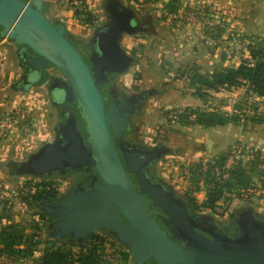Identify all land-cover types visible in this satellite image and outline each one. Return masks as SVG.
Listing matches in <instances>:
<instances>
[{
	"label": "water",
	"instance_id": "obj_1",
	"mask_svg": "<svg viewBox=\"0 0 264 264\" xmlns=\"http://www.w3.org/2000/svg\"><path fill=\"white\" fill-rule=\"evenodd\" d=\"M45 1L0 0V39L13 47L20 71L12 87L26 93L43 79L52 81L46 98L74 105L82 130L72 115L63 132L57 129L51 140L11 165L10 174L42 178L95 172L86 186L76 183L57 200L34 204L52 219L49 237L79 245L106 231L127 248L132 264H264V220L253 208L236 213L239 235L229 237L211 215L190 214L171 185L149 176L150 166L172 154L169 148L123 141L155 90L119 97L111 94L112 85L106 105L101 86L109 85V75H122L135 64L121 46L123 36L147 33L151 27L142 25L121 0H103L106 21L94 29L89 40L93 49L85 61L65 26L43 14ZM156 209L169 233L154 217Z\"/></svg>",
	"mask_w": 264,
	"mask_h": 264
},
{
	"label": "rangeland",
	"instance_id": "obj_2",
	"mask_svg": "<svg viewBox=\"0 0 264 264\" xmlns=\"http://www.w3.org/2000/svg\"><path fill=\"white\" fill-rule=\"evenodd\" d=\"M48 1L60 2L59 0ZM86 1L89 2L90 0ZM124 1L128 3L127 0ZM94 2V15L92 16L95 19L94 26L86 22L87 12H80L71 7L64 8V5L59 4L61 10L64 9V12L66 11L68 14L67 18L62 19V23L65 27H68L70 34H74L78 38L79 41L73 42L72 45L81 56L87 53L83 46L89 43L94 29L106 21L102 10L103 0H94ZM154 6L144 4L142 7L134 8L140 18L148 17L147 24L151 27L150 32H140L132 36L124 35L121 40L122 48L129 56L134 58L135 64L129 67L124 74L117 76L115 81L118 91L124 95H130L143 90H155V93L146 100L140 113L132 119L133 132L129 134L128 138L136 142L140 141L145 147L162 145L172 151V154L166 155L157 161L156 167H159L160 177L163 181L171 185L179 196L189 187L190 178L194 176L191 173L198 169L197 163L200 159L207 158L213 165L218 163L223 156L226 162L230 151L234 148L242 153H249V159L242 160L231 168L238 169L237 176L241 183L240 187L233 192L235 195H232V197H236V194L240 193L242 199L233 198L232 202L228 205L224 203L222 207L217 209L215 214L211 215L215 220L226 225L231 215L232 220L234 219L237 210L250 207L254 209L257 218L264 219V174L261 172L264 165L260 166L257 163V161L264 163V124H255L249 119L254 117V112L263 113L264 104H259V101L254 104L255 101H244V99L237 101L234 108H237L238 113L244 115L240 116V119L244 120L243 123L241 120L242 132L235 125L229 131L210 132L204 137L198 129V125L183 126L177 123L178 113L181 112L182 114L184 108H201L212 111L225 104H220L218 102L220 99H215L206 93L208 96H205L203 100L206 103L201 105V99L199 100L195 85L191 84L190 78L194 76V69L196 65L198 66L197 60L200 58V53L196 49L199 48L198 42L190 36L194 35L196 37L199 32V40L202 41L200 39L201 28L198 23L192 25L189 20L188 22L185 20L189 17L191 9L187 13H182L184 18L179 23L175 22L172 17L168 20L161 19L163 11L160 9V12H155L156 8ZM192 7L195 8L194 5L190 6V8ZM44 15L52 23H55L51 20V17ZM164 24H168L169 27L167 28ZM176 27L181 30V33L172 32ZM19 76L20 71L13 83L17 81ZM7 91L17 93L20 97L23 96V92L16 91L15 87H8ZM31 93L32 95H38L41 99L39 103H31L32 107L29 108L26 105L30 106V104H25V102H31L30 99L22 97V124L24 125L22 132L26 128L27 134L22 133L19 135H22V138L26 140V138L37 133L38 128L45 127L51 137L53 133L52 124L56 116L51 119V105L46 99L45 101L42 99L38 91L32 90ZM221 99H224V97H221ZM199 105L200 107H197ZM11 111L8 113H11ZM1 117H4V115L1 116L0 114ZM7 138H0V143ZM205 138L210 141L209 149L206 147ZM31 153L23 156L22 160H25ZM18 161L20 160L0 158V228L15 225L25 229V233L29 234L32 231L34 232L33 221L39 223L41 221L38 219V209L34 207L33 202L26 203L27 201H24L23 203V199L30 196L32 192L27 193L26 186L32 187L33 190L36 185L44 182L57 187L59 193L65 194L75 184V179L74 176L62 177L58 175L44 179L30 176H13L10 174V166ZM225 162L223 166H225ZM218 168L213 172L215 176L219 172ZM207 187L208 185L205 183L201 184L200 192L195 194L198 201L205 198ZM9 262L7 259L2 264H10ZM112 264L123 263L114 262ZM124 264L132 263L128 261Z\"/></svg>",
	"mask_w": 264,
	"mask_h": 264
},
{
	"label": "trees",
	"instance_id": "obj_3",
	"mask_svg": "<svg viewBox=\"0 0 264 264\" xmlns=\"http://www.w3.org/2000/svg\"><path fill=\"white\" fill-rule=\"evenodd\" d=\"M127 1L133 2L135 5H144L154 3L157 0ZM179 7V2L176 0L168 2L161 19L168 20L171 19L170 17L174 19ZM46 9L47 4L43 8V13ZM203 10L206 11V9ZM92 16L91 13H88L85 20L89 24L95 25V19ZM225 30L224 24L222 27L216 28L213 33L205 31L204 34L213 41H219ZM68 38L71 44L78 41L69 33ZM248 49L250 59L241 61L237 67H221L215 69L211 74H202L196 65L194 76L190 78V81L192 85H195L199 99L203 101L205 96H208L206 94L208 91H218L219 89H230L240 86H246V95L248 97L264 99V40L250 41ZM106 89V86L101 87L103 95H105ZM110 101L111 99L106 105H109ZM236 111H238L237 108ZM178 114L177 123L183 126L196 124L203 128H211L227 124L238 125L241 123V120L242 123L244 122L243 119H240V116L244 115L240 113L224 115L217 111H206L201 108H184L182 114L181 112ZM249 119L255 124H264V112H254V117ZM132 132L133 127L130 133ZM139 144L143 146L140 141ZM224 162L225 157L223 156L216 164L212 165L210 161L206 169L203 168L200 160L197 163L198 169L191 173L194 176L190 178L191 183L189 187L180 195L190 214L213 215L224 203L228 205L232 202L233 198L237 200L242 199L240 193L236 194V197H232V195H235L233 192L241 185L237 176L238 169L225 171ZM156 163L149 167V176L155 180L162 179ZM257 163L260 166L264 165L261 161H257ZM217 168L219 172L215 176L213 172ZM261 172L264 174V169ZM225 174L228 175L226 179L223 178ZM204 183L208 185L206 196L202 201H198L195 194L200 192V186ZM26 189L28 190L27 193L32 192L30 196L23 199V203L24 201H27L26 203L33 202V204L53 202L57 198L62 197L57 187L44 182L36 185L33 190L30 186H26ZM37 215L41 224L33 221L34 232L32 231L29 234L25 233V229L15 225H7L4 228H0V257L5 256L10 261V264L18 262L22 264H112L114 262L124 264L130 261L127 248L106 231L91 234L85 238L82 244L78 245L73 240L50 238L47 229L50 217L39 210ZM230 220H232V215L230 216ZM219 224L223 225L222 222H219ZM147 264L153 263L149 262Z\"/></svg>",
	"mask_w": 264,
	"mask_h": 264
},
{
	"label": "crops",
	"instance_id": "obj_4",
	"mask_svg": "<svg viewBox=\"0 0 264 264\" xmlns=\"http://www.w3.org/2000/svg\"><path fill=\"white\" fill-rule=\"evenodd\" d=\"M47 1L48 0H46L44 3L45 5L47 4V9L45 10V14L51 17L52 18L51 20L62 23V19L67 18L68 16L67 12L66 11L64 12V9L61 10L58 2H50V1L47 2ZM121 1L125 6L130 7L133 10H135L134 9L135 7L144 6V5H135L133 2L126 3L124 0ZM170 1L172 0H157L156 3H150V4L153 6L155 5L154 6V8H156L155 12H160V9L164 12L167 3ZM176 1L179 2L180 5L178 9V12L180 13H184V12L187 13L188 10L191 9L190 6L194 5L195 7L203 8L206 9L207 11L216 13L220 15V17H222L224 20L226 30L225 33L222 35V42L217 46L209 47L207 45H204L202 41L199 40V32L197 33L196 37L194 35L190 36L193 40L198 42L197 44L199 45V48L196 49H198L200 53V58L197 61L200 72L203 74H211L217 68L237 67L240 64L241 58H236L235 60L228 63L224 62L223 48L221 47L222 44L225 43L224 39L228 34L231 33L236 34L245 41H249V42L250 41L252 42L254 40H264V0H176ZM94 3H95L94 0H90L88 2L90 9L89 13H91L92 15H94L93 14ZM164 25L167 28L169 27L168 24H164ZM65 28L66 31L68 32L69 31L68 27ZM184 29L186 30L187 27ZM179 30L180 29L176 27L173 29L172 32L173 33L176 32V34H178L179 32L181 33V30L180 31ZM71 36L76 38L74 34H71ZM18 75H19V69L17 67L16 59L14 57L13 47L5 39H0V114L1 116L5 115L9 111L17 107V104L22 102L23 96L30 99L32 103H39V100L41 99L38 95H32L31 91L36 89H31V91H27L26 93H23V96L21 97L18 96L19 94L17 93L7 91L8 87L10 88L12 87V83L14 82L15 78L18 77ZM36 91L40 93L39 95L42 96V99L44 101L45 99L47 101V98L45 96L46 93L41 92L40 90H36ZM208 94L211 95V97H214L215 99H220L218 100L220 104L221 103L225 104L224 106L219 107L221 108L220 111L219 108L212 110V111L224 113V115H231L234 113L238 114V111H236V108L234 107L237 101L241 99H244V101L245 100H251L255 102L259 101L258 102L259 104L261 105L264 104L263 98L253 99L251 97H248L246 95V86H240L230 89H219L218 91H208ZM221 97H224V99H221ZM200 102L201 105L206 103V101H201V100ZM197 107H200V105ZM49 114L47 113L48 116ZM54 122L52 124L53 130L55 125ZM233 127H235V125L227 124V125L215 126L211 128H203L199 126L198 129L200 130L201 134L204 137H206L210 132L215 133L222 130L229 131ZM237 127L242 132L243 126L241 125V123L238 124ZM188 130L190 129L188 128ZM52 138H53V133L52 136L50 137L49 131L45 127L42 128L40 127V129L38 128L37 133L26 138V140L22 138V135L19 134L12 135L8 137L5 141L0 143V158L1 159L5 158L9 160L18 159L21 161L23 156H25L27 153L34 152L42 143L47 142ZM4 151L7 152L5 153ZM5 261H7V258L5 256L0 257L1 264L5 263ZM16 264H22V263L18 262Z\"/></svg>",
	"mask_w": 264,
	"mask_h": 264
},
{
	"label": "built area",
	"instance_id": "obj_5",
	"mask_svg": "<svg viewBox=\"0 0 264 264\" xmlns=\"http://www.w3.org/2000/svg\"><path fill=\"white\" fill-rule=\"evenodd\" d=\"M59 4L64 5V8L71 7L77 11L80 12H90L89 4L86 0H59ZM63 1V2H61ZM190 15L185 20L190 21L189 23L194 25L198 23V26L201 28V36L200 39H202V42L209 46L214 47L217 46L222 42V37L219 41H213L204 34L205 31L209 33H213L216 28L222 27L224 25V20L220 15L205 11L203 8L195 7L191 8ZM184 15L180 12L177 13V15L174 17L175 22H179L184 18ZM178 25V24H177ZM179 26V25H178ZM225 43L222 44L223 48V54H224V62L228 63L236 58H241V61L243 60H249V49L248 46L250 45L249 41H245L240 36L236 34H228L225 37ZM128 86V85H124ZM29 103L30 106L26 105L27 107H32V102H25ZM22 102L17 104V107H15L11 113H8L4 115V117L0 118V138L3 137H10L15 134H27V129H23L24 132H22ZM30 133V132H29ZM28 133V134H29ZM249 153H242L237 148H234L230 151L229 156L225 162V170L228 171L231 169L234 165H237L242 160L249 159ZM203 168L206 169L207 164L210 162L207 158L200 159ZM227 177V174L224 175L223 178Z\"/></svg>",
	"mask_w": 264,
	"mask_h": 264
},
{
	"label": "flooded vegetation",
	"instance_id": "obj_6",
	"mask_svg": "<svg viewBox=\"0 0 264 264\" xmlns=\"http://www.w3.org/2000/svg\"><path fill=\"white\" fill-rule=\"evenodd\" d=\"M44 6H45V4H44ZM44 6H43V8H44ZM43 14H45V12L43 13ZM138 20L140 21V23L142 24V25H144L145 26V24L146 25H149V24H147V21H149V19H148V17H143V18H140L139 16H138ZM51 22V21H50ZM52 23V22H51ZM150 26V25H149ZM83 48L86 50V55H84V56H82L83 58H84V60L85 61H87L88 60V56H89V53L92 51V45L91 44H89V43H87L85 46H83ZM21 72H22V74L25 72L23 69L21 70ZM109 80H110V83H109V85L108 86H106L107 87V91H106V93H105V95H104V97H105V99H106V104L108 103V101L111 99V96L109 95V93H108V90H109V88L112 86V85H114L115 86V89L114 90H112V91H110L111 92V94L112 95H116V93H118L120 96L119 97H122V93L121 92H119L118 91V89H117V87H116V76H114V75H109ZM52 86H53V82L52 81H48V82H44V79L39 83V84H37V85H35V86H33L31 89H36V90H40L41 92H44V93H46V94H50V92H52ZM104 86V85H103ZM102 87V86H101ZM11 88H13V87H11ZM30 89V90H31ZM55 99H53L52 97H49L48 99H47V102L49 103V105H51V110H52V113H51V118H54L55 116H56V119L54 118V123H55V125H54V130H53V136L54 135H56V131H57V129H59V128H61L62 129V132H63V130H64V128L62 127V126H65L66 124H67V122L68 121H70V119H71V117H72V115H76V117H77V121H78V129L79 130H82V126H81V124H80V121H79V115H78V113L76 112V108H75V106L74 105H72V104H68V103H65V102H63V103H56L55 101H54ZM111 102V101H110ZM56 114V115H55ZM139 114V113H138ZM137 116V115H136ZM135 116V117H136ZM134 118V117H133ZM83 135H84V137H85V134L83 133ZM128 136L129 135H126L125 137H124V140L123 141H125L126 143H131V144H134V145H140L139 144V142H136V141H134V140H131L130 138H128ZM140 146H142V145H140ZM156 146H161V145H156ZM154 147V146H153ZM150 148V147H149ZM90 171H93V169H90ZM95 172L93 171L92 173L90 172V173H88V174H86V173H84V172H67V173H65L64 175H60V174H58V173H52L51 175H45V176H43L42 177V179H44V178H51V177H54V176H62V177H69V176H74V179H75V184L76 183H82V184H84L85 186H86V184L88 183V181H89V179H90V177L92 176V174H94ZM75 184H73V186L75 185ZM72 186V187H73ZM60 194H62V196L64 195L63 193H60ZM66 194V193H65ZM58 199V198H57ZM56 199V200H57ZM144 201L146 202V204H148L149 202L144 198ZM35 204V203H34ZM246 209V207L245 208H242V209H240V210H237L236 212H235V216H234V219L233 220H229V222L228 223H226V225H220L219 224V222L217 221V220H215L216 221V225H217V227H218V229L219 230H221L222 232H224V233H226L229 237H236L237 235H239V231L237 230V228H236V225H235V223H234V221H235V217H236V213L237 212H240V211H243V210H245ZM158 213H159V211H158V209H156V211L154 212V217L158 220V223H159V225L162 227V228H164L165 229V226H164V224L161 222V220L159 219V217H158ZM52 219L50 218V220H49V222L51 221ZM262 220H264V219H262ZM166 230V229H165ZM166 232L167 233H169L167 230H166Z\"/></svg>",
	"mask_w": 264,
	"mask_h": 264
}]
</instances>
